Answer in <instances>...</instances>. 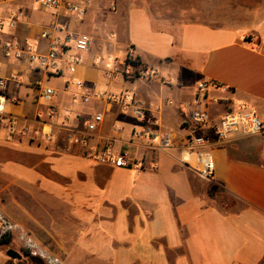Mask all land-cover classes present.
I'll return each mask as SVG.
<instances>
[{
  "label": "crops",
  "instance_id": "obj_1",
  "mask_svg": "<svg viewBox=\"0 0 264 264\" xmlns=\"http://www.w3.org/2000/svg\"><path fill=\"white\" fill-rule=\"evenodd\" d=\"M62 1L86 4L83 19L63 8L44 10L35 0H0V78L17 74L20 80L6 86L5 112L20 125L53 134L50 143L26 137L7 143L0 130V213L62 264H264V134L208 146L214 160L208 181L181 163L179 144L199 81L225 88L208 93L214 119L242 102L264 117V19L229 17L219 24L176 17L172 0ZM12 15L16 24L9 29ZM43 31L89 39L83 63L69 68L73 48L56 71H34L25 58L3 54V44L13 39L46 53ZM128 56L139 63L129 73ZM97 57L115 61L117 71L96 66ZM138 69L153 75L139 76ZM71 80L92 94H134L157 125L104 100L82 103ZM37 82L54 89L51 104L39 98ZM95 114L100 124L94 125ZM147 126L176 137L172 147L158 149L132 135ZM70 135L84 144H69ZM108 143L142 168H113L86 157ZM221 191L232 207H220ZM12 243L19 248L0 247V264H45L22 254L20 234ZM8 249L22 259H3Z\"/></svg>",
  "mask_w": 264,
  "mask_h": 264
},
{
  "label": "built area",
  "instance_id": "obj_2",
  "mask_svg": "<svg viewBox=\"0 0 264 264\" xmlns=\"http://www.w3.org/2000/svg\"><path fill=\"white\" fill-rule=\"evenodd\" d=\"M37 5L44 10H57L63 8L68 15L82 20L86 12V4L78 2H64L62 0H35ZM16 24L15 16H11L6 27L11 29ZM42 39L47 40L49 44L46 53H39L32 46L22 47L16 40H11L3 44V54L6 57L12 56L15 60L20 61L23 58L27 61L29 69L34 71L39 70H57L61 55L66 50L73 48L75 52L69 55L66 62L70 69L83 63L82 54L88 51L90 40L84 37L74 36L69 34L65 38L60 39L55 37L49 31H43L40 34ZM128 59L134 60L131 56ZM103 65L105 71H117L118 65L113 63H104V59L97 57L95 65ZM127 66V72L133 68ZM153 72L140 71L139 76L150 77ZM9 83L20 84L17 74H11L7 78H0V130L4 131L3 141L11 142L14 139L28 138L29 141H41L50 143L53 140L52 131L47 127L38 129H29L26 125H20L19 121L10 117L5 112V107L9 98L6 96L5 89ZM69 84L74 85L79 89V98L82 103H88L91 100H97L118 105L121 110L131 112L136 121L150 124L152 127L157 125L156 121L149 122L147 111L132 93L129 92H103L92 94L90 89L81 81L71 80ZM36 86L39 90V98L41 101L49 105L55 98V91L48 86H42L37 82ZM211 89L224 90L225 88L213 81L197 82L193 94V102L195 107L188 115V123L185 135L179 140L181 148L182 164L190 166L202 180H210L214 173V160L208 146L212 144H223L231 138L235 137H250L258 134H264V117L258 115L256 111L248 104L242 102L237 106L230 108L220 117L214 119L207 109L208 93ZM17 102L16 98L12 99ZM171 104V103H170ZM50 113H53L52 111ZM102 122L101 114L93 116L94 125ZM132 135L136 138L145 136L158 149L171 148L176 137L171 133L159 132L151 129L149 126L143 131H134ZM67 142L72 145L84 144L83 140L77 136H68ZM86 157L93 160L97 164L107 165L113 168H125L130 170H140L142 164L130 158L125 151H116L112 143L106 144L100 149H90L86 153ZM19 226L8 219L4 214L0 213V240L17 231ZM21 230V229H20ZM20 241L23 244L24 251L30 257L38 258L45 264H62L57 258L48 255L41 250L36 242L26 233L21 230Z\"/></svg>",
  "mask_w": 264,
  "mask_h": 264
},
{
  "label": "rangeland",
  "instance_id": "obj_3",
  "mask_svg": "<svg viewBox=\"0 0 264 264\" xmlns=\"http://www.w3.org/2000/svg\"><path fill=\"white\" fill-rule=\"evenodd\" d=\"M169 4L172 8V16L177 17L182 14V17L184 16L186 19L191 20L216 21L219 24H224L228 22L229 17H238L241 21H249L253 18L264 19V0H172ZM136 71L140 73V71L144 70L138 69ZM132 73L135 74L134 71ZM218 203L222 209L232 207L235 204V202L222 191L219 194ZM16 233L20 234L21 230L18 229L11 235L12 241ZM20 244L23 248L22 242ZM8 247L17 249L18 245L17 243H12ZM8 247H1V249H6ZM2 256L3 259H8L5 255Z\"/></svg>",
  "mask_w": 264,
  "mask_h": 264
},
{
  "label": "trees",
  "instance_id": "obj_4",
  "mask_svg": "<svg viewBox=\"0 0 264 264\" xmlns=\"http://www.w3.org/2000/svg\"><path fill=\"white\" fill-rule=\"evenodd\" d=\"M126 65H130L132 67H137L139 66V63L136 59L130 60L128 57L125 59ZM11 237H6L0 240V247H8L11 244ZM24 256H28L29 254L26 253L25 251L22 252Z\"/></svg>",
  "mask_w": 264,
  "mask_h": 264
},
{
  "label": "water",
  "instance_id": "obj_5",
  "mask_svg": "<svg viewBox=\"0 0 264 264\" xmlns=\"http://www.w3.org/2000/svg\"><path fill=\"white\" fill-rule=\"evenodd\" d=\"M6 257L11 260H20L22 259V254L14 249H8L6 251Z\"/></svg>",
  "mask_w": 264,
  "mask_h": 264
}]
</instances>
